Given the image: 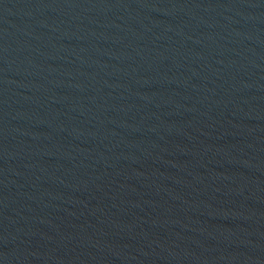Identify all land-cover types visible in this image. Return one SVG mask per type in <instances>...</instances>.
I'll return each instance as SVG.
<instances>
[{
  "label": "water",
  "instance_id": "obj_1",
  "mask_svg": "<svg viewBox=\"0 0 264 264\" xmlns=\"http://www.w3.org/2000/svg\"><path fill=\"white\" fill-rule=\"evenodd\" d=\"M0 264H264V0H0Z\"/></svg>",
  "mask_w": 264,
  "mask_h": 264
}]
</instances>
